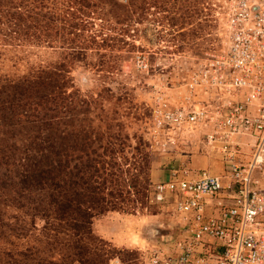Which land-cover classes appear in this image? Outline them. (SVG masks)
Here are the masks:
<instances>
[{"label": "rangeland", "instance_id": "rangeland-1", "mask_svg": "<svg viewBox=\"0 0 264 264\" xmlns=\"http://www.w3.org/2000/svg\"><path fill=\"white\" fill-rule=\"evenodd\" d=\"M217 6L0 0V104L9 105L14 87L27 89L0 108V150L18 156L41 135L60 145L63 178L76 167L81 209L92 214L83 241L102 264H142L145 250L173 236L175 219L150 199L154 183L173 171L219 169L199 138L157 133L153 117L159 99L176 103L184 94L189 66L221 45ZM7 11L21 19L10 21ZM45 222L1 203L0 264L48 259Z\"/></svg>", "mask_w": 264, "mask_h": 264}, {"label": "built area", "instance_id": "built-area-1", "mask_svg": "<svg viewBox=\"0 0 264 264\" xmlns=\"http://www.w3.org/2000/svg\"><path fill=\"white\" fill-rule=\"evenodd\" d=\"M217 9L221 45L189 66L184 94L159 99L153 117L157 133L199 138L219 169L154 183L151 201L176 224L142 264H264V0Z\"/></svg>", "mask_w": 264, "mask_h": 264}, {"label": "trees", "instance_id": "trees-1", "mask_svg": "<svg viewBox=\"0 0 264 264\" xmlns=\"http://www.w3.org/2000/svg\"><path fill=\"white\" fill-rule=\"evenodd\" d=\"M9 12L7 11V15L10 21L15 17L21 19L19 12ZM41 85L43 84L39 83V87ZM12 90L14 95L11 100H14L16 94L21 95L27 89L22 86ZM38 99L39 102L47 100L43 93ZM11 100L7 102V107L0 104V108L10 109L13 105ZM48 140V137L42 135L33 137L28 145H23L25 149L18 156L13 152L0 150V204L16 207L17 211L27 212L33 217H44L47 221L45 228L49 231L47 238L51 240V244L48 243L51 254L48 259H36V264H102L92 259V254L83 241L89 239L92 214L81 209L82 202L75 190L79 171L74 166L66 173L67 179L63 178L61 147ZM88 197V202L98 200ZM103 213L104 211L96 215ZM30 226L34 227L32 220ZM71 233L74 241H71ZM27 251L30 252L31 249ZM36 252L40 253L38 248L30 253L29 258L34 259ZM18 255L17 257L23 256V259L27 257L23 252Z\"/></svg>", "mask_w": 264, "mask_h": 264}]
</instances>
